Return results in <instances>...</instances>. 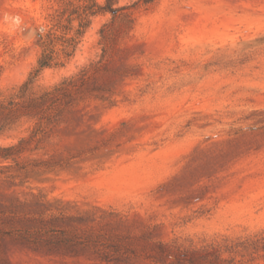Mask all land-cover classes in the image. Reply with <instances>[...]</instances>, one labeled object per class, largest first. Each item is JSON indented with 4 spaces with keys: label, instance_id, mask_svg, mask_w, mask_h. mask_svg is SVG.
Instances as JSON below:
<instances>
[{
    "label": "rangeland",
    "instance_id": "rangeland-1",
    "mask_svg": "<svg viewBox=\"0 0 264 264\" xmlns=\"http://www.w3.org/2000/svg\"><path fill=\"white\" fill-rule=\"evenodd\" d=\"M89 1L0 0V146L23 140L0 158V264H180L157 243L226 237L264 264V0H116L135 24L115 48L92 16L20 98L39 35ZM83 68L81 92L11 113Z\"/></svg>",
    "mask_w": 264,
    "mask_h": 264
},
{
    "label": "trees",
    "instance_id": "trees-1",
    "mask_svg": "<svg viewBox=\"0 0 264 264\" xmlns=\"http://www.w3.org/2000/svg\"><path fill=\"white\" fill-rule=\"evenodd\" d=\"M153 0H144L145 4L151 3ZM116 0H105L104 3H97L90 0L83 6V10L78 13V17L70 14L65 23L62 17L57 18L53 26L41 33L39 44L41 52L35 69L31 72L30 77L21 86V97L25 96L32 88L34 82L47 68H58L66 66L74 57L78 44L87 28L91 24V17L99 14H112L110 22L105 23L100 28L101 43L104 44V53L115 48L118 36L123 32L133 29L135 19L132 12L127 6H116ZM79 20V25L75 32L73 31V21ZM88 68H83L80 72L71 77L64 78L59 84L51 89L45 90L41 94L32 93L31 96L24 102H16L11 109V113L18 110L24 114H31L34 111H47L54 107L56 103L61 101L73 93L81 92L85 82L90 77L88 76ZM21 143L6 147L0 146V158H10L15 152L22 150ZM245 240L242 237L232 239L224 238L223 241H212L202 247H183L177 244L166 242H158L159 254L169 257L174 255L175 259L180 264H237L236 254L244 246ZM225 253L229 256H225Z\"/></svg>",
    "mask_w": 264,
    "mask_h": 264
}]
</instances>
